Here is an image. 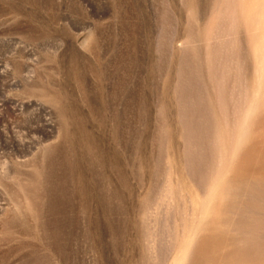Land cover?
I'll use <instances>...</instances> for the list:
<instances>
[{
    "label": "rangeland",
    "instance_id": "374dc122",
    "mask_svg": "<svg viewBox=\"0 0 264 264\" xmlns=\"http://www.w3.org/2000/svg\"><path fill=\"white\" fill-rule=\"evenodd\" d=\"M0 264H264V0H0Z\"/></svg>",
    "mask_w": 264,
    "mask_h": 264
}]
</instances>
